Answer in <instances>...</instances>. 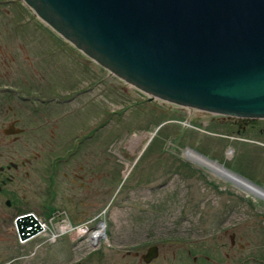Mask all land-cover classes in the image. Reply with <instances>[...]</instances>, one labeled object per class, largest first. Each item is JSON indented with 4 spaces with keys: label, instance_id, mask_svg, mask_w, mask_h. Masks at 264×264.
Listing matches in <instances>:
<instances>
[{
    "label": "rangeland",
    "instance_id": "rangeland-1",
    "mask_svg": "<svg viewBox=\"0 0 264 264\" xmlns=\"http://www.w3.org/2000/svg\"><path fill=\"white\" fill-rule=\"evenodd\" d=\"M91 70L86 64L51 73L69 88L102 78L92 91L77 95L58 111L63 113L57 134L62 140L70 141L75 130L83 128L80 169L73 165L83 177L71 173L75 156L61 178V195L53 205L58 212L51 218L53 222L58 218L60 227L64 224L67 236L45 243L37 238L30 248L36 259L11 264H61L69 257L67 261L94 264L91 234L101 222L104 234L95 244H100L97 251L107 254L105 264H113V254L120 261L119 249L136 243L158 247L150 264H205L201 254L210 255L207 245L214 247L212 264H234L257 251L264 255V199L213 174L184 152L193 149L264 188V120L254 119L260 132L257 127L238 130L235 123L225 122V116L150 99L107 70L95 76ZM5 119L6 123L8 116ZM40 131L25 133L22 140L47 139ZM134 136L142 139L132 149ZM81 225L86 232L77 235ZM230 234H234L233 245ZM193 255L198 261H193Z\"/></svg>",
    "mask_w": 264,
    "mask_h": 264
},
{
    "label": "water",
    "instance_id": "water-1",
    "mask_svg": "<svg viewBox=\"0 0 264 264\" xmlns=\"http://www.w3.org/2000/svg\"><path fill=\"white\" fill-rule=\"evenodd\" d=\"M22 1L150 99L264 119V0Z\"/></svg>",
    "mask_w": 264,
    "mask_h": 264
},
{
    "label": "flooded vegetation",
    "instance_id": "flooded-vegetation-1",
    "mask_svg": "<svg viewBox=\"0 0 264 264\" xmlns=\"http://www.w3.org/2000/svg\"><path fill=\"white\" fill-rule=\"evenodd\" d=\"M23 6L27 13L23 12ZM86 64L93 69L94 76L102 69L40 20L21 0H0V264H11L27 257L36 259L30 248L35 246L37 238L45 243L54 241L58 235L67 236L64 224L60 227L59 219L53 222L51 218L58 212L53 205L61 195V178L68 174L67 165L75 156L71 173L77 179L83 177L73 166L80 169L77 161L83 144L80 142L83 128H77L70 141L68 137L62 140L57 134L61 131L63 113L58 111L77 95L92 91L102 78L97 76L85 85L73 84L69 88L51 73L53 69L65 72L67 68H84ZM26 74L32 76L26 77ZM53 84H61V87ZM225 119V122L235 123L238 130L257 127L254 119L230 116ZM89 126L93 128V124ZM40 129L47 134V139L22 140L25 133H36ZM23 206L27 209L21 210ZM81 227L82 233L86 232L84 226ZM98 238L92 240L96 243ZM229 242L234 244V234L229 235ZM95 243V252L90 255L94 257L93 263L105 264L107 254L97 251L100 244L96 247ZM209 247V256L201 254L205 264H212L214 260L211 255L214 247L207 245L206 249ZM191 251L188 247V253ZM119 252L121 260L113 254V264H150L158 255V247L136 243ZM258 252L243 255L233 263L264 264V255ZM69 258L61 264H81L77 259L67 261ZM192 259L195 261L196 255Z\"/></svg>",
    "mask_w": 264,
    "mask_h": 264
},
{
    "label": "bare ground",
    "instance_id": "bare-ground-1",
    "mask_svg": "<svg viewBox=\"0 0 264 264\" xmlns=\"http://www.w3.org/2000/svg\"><path fill=\"white\" fill-rule=\"evenodd\" d=\"M142 136H134L131 140V148L135 149L140 143ZM185 156L190 160H193L195 163L200 164L201 166L206 167L213 174H217L226 180L232 182L238 188H241L257 197L264 199V188L259 184H252L250 180L244 179L237 173H234L227 168L223 167V165L218 164L216 161H211L207 157L201 156L198 152L193 149H186ZM82 233L81 230L77 232V235ZM104 234V224L103 222L99 223L98 228L95 232L91 234V239L98 238Z\"/></svg>",
    "mask_w": 264,
    "mask_h": 264
}]
</instances>
